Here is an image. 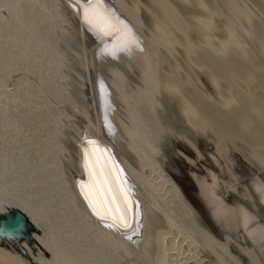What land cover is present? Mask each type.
I'll return each instance as SVG.
<instances>
[{"label":"bare ground","instance_id":"1","mask_svg":"<svg viewBox=\"0 0 264 264\" xmlns=\"http://www.w3.org/2000/svg\"><path fill=\"white\" fill-rule=\"evenodd\" d=\"M239 1L233 19L245 17L248 23L258 21L264 27L260 2ZM131 4L128 0H0V214L19 208L37 227L34 241L50 253L46 255L35 243L24 242L37 264H125L134 248L143 256L155 251L157 264H199L198 251L215 257L216 264H264V44L254 42L253 47L249 41L252 33L242 25L246 39L239 38L234 29L228 33L227 28L228 37L225 34L216 46L207 35L206 43L213 50L204 53L212 54L214 62H235L237 67L227 74L200 64L215 93L200 86L198 106L182 92L184 79L177 78L173 70L158 77L154 65L155 60L159 62L157 46L161 40H165V48L174 51L179 42L159 20L154 21L155 37H151L144 30L141 4ZM156 4L166 22L185 31L180 15L168 0H156ZM210 14L212 19L213 12ZM205 20L206 28L209 23ZM71 24H76L73 26L78 33L92 43L97 55L105 54L108 61L120 63L107 76L114 93L108 96L118 102L117 96L127 117L121 119H128L122 126L123 135L114 126L121 125L111 116L113 123L107 119L111 139L104 136L100 119H91L73 98L64 51L72 38ZM191 43L183 47L188 59L193 51ZM129 63L140 68L142 76L137 86L129 87L123 71ZM243 65L244 74L239 72ZM8 84L10 89H6ZM163 96L180 106L183 126L216 137L213 155L206 153L212 163L201 171L189 168L192 171L187 177L193 198L199 201L215 234L197 214L189 196L192 193L188 194L161 164L162 143L171 132L160 118ZM203 102L215 109V118L205 114ZM115 113L120 117L117 115L121 112ZM69 124L78 128L74 134ZM227 124L231 132H226ZM125 134L129 139L125 143L133 150L138 167L130 162L124 146L120 144V148L113 141ZM86 139L107 144L113 157L103 160L107 180L86 193L90 206L104 221L91 214L77 190L78 181L84 178L80 154ZM223 142L230 143L231 150L239 151L241 146L251 154L243 160L247 166L244 170L250 174L243 188L224 178L226 172L231 177L236 173L226 163ZM70 147L76 156L72 157ZM69 149L72 159H67ZM196 149L192 150L199 163L205 156ZM91 154L94 161L98 159L96 152ZM179 155L194 165V158L181 152ZM143 163L146 172L140 168ZM101 187L124 190L132 216L127 225H117L129 215L124 197V202L117 205L119 200L114 203L111 193L107 201ZM120 188L118 192L123 194ZM0 264L32 263L6 240L0 243Z\"/></svg>","mask_w":264,"mask_h":264},{"label":"rangeland","instance_id":"2","mask_svg":"<svg viewBox=\"0 0 264 264\" xmlns=\"http://www.w3.org/2000/svg\"><path fill=\"white\" fill-rule=\"evenodd\" d=\"M129 1H130V3H133V4H135L136 2L137 3L139 2L141 4V10L143 13L146 14V16H144L145 14H143V16H142L144 30L147 33H150L151 37H155L154 27H153L155 25L154 21L159 20V21H163V24L166 27L168 33L170 35H173L174 38H176L177 41L179 42L178 48H176V50L174 51V50H168L167 48H165L163 46L164 45L163 41H165V40H161V42H159V44L157 46L158 53L160 54V55H158L159 56L158 57L159 62H157L155 60L154 65L156 66L157 73H160L158 75V77H160V75L165 74L166 72H170L171 70H173V74H175L177 78L184 79L185 83H183L184 85L182 86V89H181L182 92L188 97V99L191 101V103L198 104V106L199 105L201 106L200 102H198V93H199L198 89L208 88L209 90L206 89L207 92L208 91L210 92L211 90H213L212 93H215L213 84L212 83L209 84L210 80H208L207 73L201 71L199 65L204 64L207 67H209V65H211L212 71H214L216 73L226 71L227 74H229L231 72L232 68L236 69V67H237V64L235 62H233L231 64H229L228 62L222 63V60L214 62V60H213L214 57H212L213 56L212 54L207 55L206 53H204V51L205 52L206 51L211 52L213 50L206 43L208 40L206 37L207 35H208V37H210V40L212 42H214L212 44L217 46V44H219L223 39H225L223 36L227 33V28H228V33H229V29H231V30L234 29L233 31L236 32V34L238 33L237 36H239V38L246 39L247 33L245 32V30H243V29H245L243 27H246L252 33V38H249V41L253 47H256L254 42H256V44L258 46L261 42H262V44H264V27L261 26V23L256 21L253 24H250L246 21L245 17H241L238 20H237V18L233 19L234 18L233 17V9H234L236 3L240 2L239 0H202L203 5L200 3L199 0H168L175 7L176 11L180 15L181 20H182L183 24L185 25V31L184 32L179 30V29L177 30V26H175V24H170L163 19V12L159 8V6L156 4V0H136V1L134 0L135 2L133 0H128V3H129ZM251 1L256 2V3L260 2L262 7L264 8V0H251ZM133 4H131V5H133ZM262 10H264V9H262ZM211 12H213L212 19H210L211 18V14H210ZM209 16H210V18H209ZM69 18H71L70 21H72V23H74L73 21H75V20H74V18H72L71 14H70ZM205 19H207L208 20L207 23H209L208 25L206 24V28H207V26L212 24L211 25L212 27L211 26L208 27L209 30L206 29L205 27H203V26H205V23H206ZM209 20H211V21L209 22ZM202 21L204 22V25H203ZM239 22L242 24H240ZM238 24H239V26H238ZM73 25L76 26V24H73ZM233 25H235V26L233 27ZM75 26H73L74 29L71 28L69 31L70 34L72 35V38L69 39L68 44L65 46V50H64L65 54L67 56V60L69 62V64H67V66H66V69H67L66 73H67V77H68L69 88L71 90L73 98L75 99V101L77 102V104L81 108L82 107H83V109L85 108L84 110L87 112L86 114L91 115L90 116L91 119H94L97 122L100 119L98 123L102 124L101 126H103L102 129L104 132V136L111 139V136H110L108 129H107V119L110 118L109 120L113 123L114 122L113 117L115 118V123H118L119 126L120 125L121 126L120 127L118 126L119 128H117V126H116L117 124H115V125L113 124V125L116 127V130L120 129L121 131L120 130H118V131H120L121 135H123L124 134L122 132L123 127H124L123 125L128 123V119L126 122H124L122 120L123 117L124 118H127V117H125V115H126V113L124 112L125 109L122 105H120L121 103L117 99V96L115 98L118 102H116L114 100V98H113V100H111L112 98H109L111 96L112 88H111V85H109L110 82L108 80V77L110 76L109 74H111L113 72V71H111L112 68L114 67L116 69L120 65V63H118V61H116L118 63L117 64L115 61H113L117 64L116 65L115 63L113 64L112 61L111 62L108 61L109 59L107 56H104L105 54L104 55L102 54V56L97 55L98 52L94 48H92V46H91L92 43L91 42L89 43V41L87 39H85L84 35L79 34L78 30ZM240 27H242V28H240ZM218 29L219 30L221 29V30L219 31ZM223 29H225L226 31ZM236 29H237V31H236ZM213 33H214V35H213ZM239 33H241V34H239ZM227 35H229V34H226L225 36H227ZM254 38L256 39V41ZM213 40H216V41H213ZM218 41H220V42H218ZM189 42H192L191 44H193V51L190 52V57H189L190 59L187 58V55L185 54V52L183 50L184 45H187ZM77 45H79V46H77ZM247 45L249 46L248 43H247ZM248 54H249V52H248ZM105 57L108 60L105 59ZM227 58L229 60V57H227ZM158 63L161 65V68L157 69L156 64H158ZM242 67H245V65L239 67V72L242 71L244 74L245 70ZM114 68H113V70H114ZM121 69H122V67H121ZM124 69H123V71L127 77V82L129 84V87L130 86L131 87L137 86L140 79H141V76H142L139 66H137L134 63H129V65L127 66V69H125V70ZM107 72H109V73H107ZM107 75H109V76H107ZM104 76H105V78H104ZM223 85H224V89H225L226 85L225 84H223ZM200 86H201V88H200ZM3 88H5V87H3ZM6 89H10V84H8L6 86ZM109 89H111V90H109ZM109 94H110V96H108ZM113 94L114 93L112 91V96H113ZM167 98H168L167 96H163L161 98V104H162L161 105L162 106L161 111H162V113H160V118H162L164 120L166 127L167 128L169 127L168 129L171 132H170V135H168L167 138L162 143L161 164L163 163L162 166H164L163 168H164L165 172L172 175L176 180L180 181L181 184L183 186H185L186 191L187 192L189 191L188 192V194H189V193H192L193 191H191L190 186H189L190 184L187 180L188 174L192 170L201 171L202 170L201 167H203V166L206 167L207 165H210L212 163V158H210V156L208 154L211 155V153L214 151L213 149L215 148L214 143H215L216 137L214 136L213 133H211L209 131L208 132L210 134L206 132L203 134L204 135L203 136V135H201V133H199L200 134L199 135L198 132H193L191 129L183 126V123L181 120L182 119L181 118L182 117V110L181 109L179 110L180 106L178 107V105H176V103L174 104V102H176V101H172L173 99L169 98V100H168ZM96 101H97V103H96ZM114 101H115V103H114ZM116 103H119V104H116ZM99 105H101V106H99ZM202 105L205 108V112H206L205 114L206 115H210V116H212V118L216 117L215 109L209 107V105H207L204 102L202 103ZM96 107H97V109H96ZM98 107H99V109L101 107V109L99 110ZM108 107H109V109H108ZM177 107H178V109H177ZM112 109H113V111H112ZM118 109L120 110L121 115L119 114L120 112L119 113L117 112ZM114 111L116 113H118L119 115H117V116H120V117L114 116L113 115L115 113ZM98 112H99V115H98ZM111 113H112V115H111ZM122 113H124V114H122ZM161 115H163L164 118ZM111 116H113V117H111ZM95 118H97V119H95ZM118 119H121L122 121L118 120ZM69 125H70V130H72L73 134H74V129L77 131L78 128L77 127L75 128V126L73 124H69ZM72 126H74L73 129H72ZM225 127L227 128L226 132L232 131V127L229 126V124H227ZM70 134H69L70 135L69 137L73 138L74 135L71 133V131H70ZM208 134L212 135V136L209 137ZM121 135L119 137V141H118V139L113 140V141L114 142L117 141L119 143L118 147L120 144H122L124 146L123 151L126 150V154H128V158H129L130 162L134 166L138 167V164L135 160L136 157L133 156L134 152L127 145L129 142L128 137L125 134L124 136L126 138L124 136H122L124 138L123 139L121 137ZM184 137H187L186 141H188V142L191 141L192 143L190 142L188 145V142L186 143V141H185L186 138H184ZM120 138H121V140H120ZM112 139H115V138H112ZM125 139H128V140L126 141ZM117 142H115V144H117ZM123 142L124 143L127 142V144L125 143L126 144L125 145ZM122 145H120V148ZM125 146H126V148H125ZM195 146L197 147L196 150L199 149L198 151L201 152L202 156L203 155L205 156V157H202L203 159L199 160V163L196 162L197 159L195 158L196 156H195L194 150H192V149L196 148ZM223 146L226 147L225 148L226 149V158H225L226 163L228 164V166L230 165L229 167L231 168V170L233 169V174L236 173V175L234 174L233 177H231V176H229V174H227L228 172H226V174H225L226 176L224 178L228 179V177H229V179H228L229 183L232 182V184H233L235 182L234 184L236 186H240L241 188H243V184L245 183V180L250 176L249 171L247 169H245L247 171L244 170V168H247V166H245V164H243V162L246 161L247 160L246 158H248L249 155H251V154H250V152H248L247 149H246L247 150L246 151L245 148H242L241 146H239V148H238V149H240L239 150L240 152L236 151L235 149L231 150L232 146L230 143L227 144V142H223ZM70 148H71V151H73L72 152L73 154L71 153V151L69 149L68 155L70 153V156H67L68 157L67 159H72L73 156H76L74 148L73 147H70ZM177 150H180V151H177ZM196 150H195V152L197 153ZM242 150H243V152H242ZM180 152L188 155L189 157L194 158L195 163H197V164L194 163V165L191 166L189 163L185 162V160H183V158L179 155ZM206 153H208V154H206ZM71 154H72V157H71ZM212 155H213V153H212ZM240 156H241V158H240ZM227 164L225 165V163H224L225 168H227ZM248 165H249V163H248ZM140 168H141L142 172H144V171L146 172V170H147L146 165L144 163L142 164V166ZM189 168H191L192 170ZM186 170H188V171H186ZM241 171L243 172L242 174H244L245 179H244V177H241L242 176ZM236 178H237V180H236ZM239 181H240V184H239ZM189 196H191L190 200H192V204L194 205V208L196 207L195 209H196V212H198L197 214H199L200 217L204 220V222H206L208 219H207L206 214L202 210V208L199 204V201L196 198H193V197H195V196H193V193L190 194ZM196 204H197V206H196ZM202 215L205 216L206 218L203 217ZM205 219H207V220H205ZM151 224H152L151 222L148 223V228L149 227L151 228ZM207 225L211 228L213 227L212 231L215 234L216 232H215L214 226H211L208 223H207ZM199 250H201V249H199ZM152 252L150 251V255H148V256H143L138 250H136V248H134L131 251L129 259L126 260L125 264H132V263H134V264H154V263L157 264V262H155L156 258H154L155 257V251H152ZM198 253H199L198 257H200L199 259L201 260L199 264H216L218 262V260L215 257L205 253L204 251H203V254H200L201 251H198ZM190 264H193V262H191Z\"/></svg>","mask_w":264,"mask_h":264},{"label":"water","instance_id":"3","mask_svg":"<svg viewBox=\"0 0 264 264\" xmlns=\"http://www.w3.org/2000/svg\"><path fill=\"white\" fill-rule=\"evenodd\" d=\"M84 143L85 144L81 148V154H80L82 157L84 178H82L78 181L77 190H78L82 200L84 201L86 207L91 212V214L94 217L100 219L101 221H104L102 218H100V216L96 215V212L90 206V203L88 202V200L86 198V193L87 192L90 193L95 184H98L99 186H101L103 184V181L107 180V178L105 179V176H106V173H108V172H107L106 168L103 166V164H104L103 162L106 161V157H107V159H108V157H111L113 159V157H112L111 151L109 150V147L107 146V144H105L103 142L89 141L86 139V140H84ZM93 151H94V153L96 152V154L99 156L98 159L95 161H94L92 154H91V152H93ZM95 164H97V166H95ZM89 184H91V187L89 186ZM104 184L106 185V183H104ZM94 188H96V187H94ZM101 188H103V190H104L103 191L104 194L102 193V195H104V197L106 198L107 201H109L107 198L108 197L107 194H109V196L111 197V193L114 195V198H115V200H114L111 197V200L114 203L119 200V202H117V205H119L120 203L122 204L124 202V199H125L126 210H128V213H129V215L126 216L128 219H126V217H124L122 220L120 219L117 222V223H119L117 225H125L126 222H128L127 220H130V218L132 216H131V212L129 210L130 209V202L128 201L129 198L127 196H125V194L123 192L124 190H122L120 187H118V189H117V187L116 188L101 187ZM119 188L123 192V194L118 192ZM106 191H107V193H106ZM117 192H118V195H116ZM122 197H124V199ZM133 201H136V200L133 199ZM115 209L117 211V208H115ZM107 211H110V213H111L112 209L107 208ZM112 217L113 216L111 215V218ZM123 223H125V224H123ZM106 224L111 227V224H109V223H106ZM118 227H120V226H118ZM34 231H37V227L34 225V223L31 221V219L28 217V215L24 211H22L21 209L13 208L10 211H8L7 213L0 214V243H3L6 240L10 241V243H12V245H14V247L22 255H24L32 264H37L30 257V254L28 252L27 247L24 245V242H27L30 245L35 243L36 246L38 248L42 249V251L46 255H49L50 253L43 246L39 245L38 243H36L34 241V235H33Z\"/></svg>","mask_w":264,"mask_h":264}]
</instances>
